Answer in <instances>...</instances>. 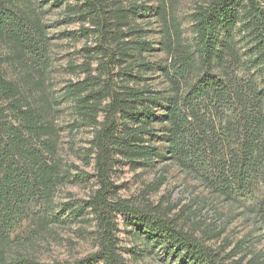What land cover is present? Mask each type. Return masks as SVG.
I'll return each mask as SVG.
<instances>
[{
    "label": "trees",
    "instance_id": "trees-1",
    "mask_svg": "<svg viewBox=\"0 0 264 264\" xmlns=\"http://www.w3.org/2000/svg\"><path fill=\"white\" fill-rule=\"evenodd\" d=\"M46 1L63 8L65 22H87L91 28L81 30L96 45L87 51L85 78L56 93L43 16L30 0H0V38L10 46L0 59V264H33L16 249L20 223L42 232L81 220L86 208L96 220L98 245L73 264H125L114 233L118 212L136 218L133 255L143 251L170 264H264L262 253L233 261L156 206L117 198L110 179L116 156L137 165L166 159L207 194L264 220V199L258 202L264 189V0H205L191 15V36L183 34L176 0H160L154 8L134 0ZM150 18L160 25L165 62L144 55L153 47L138 22ZM4 61L14 76L8 77ZM155 72L162 88L148 83ZM64 103L73 120L59 127ZM80 121L96 127L97 188L76 206L56 198L86 179L72 174L59 152L60 132L73 134ZM158 136L163 150L155 145Z\"/></svg>",
    "mask_w": 264,
    "mask_h": 264
},
{
    "label": "rangeland",
    "instance_id": "rangeland-1",
    "mask_svg": "<svg viewBox=\"0 0 264 264\" xmlns=\"http://www.w3.org/2000/svg\"><path fill=\"white\" fill-rule=\"evenodd\" d=\"M30 0V6L35 7L37 13L43 16L50 37V54L53 60L51 79L56 93H61L70 80L76 81L85 78L83 72L86 54L89 47L96 45L95 37L83 35L82 28L91 26L73 18L65 22L63 8L53 7L50 1ZM133 1V0H131ZM141 7L157 6L160 0H134ZM75 3L76 0H70ZM28 2L21 3L27 4ZM207 3L205 0H176L175 6L178 17H182L181 25L185 36H191V15L199 4ZM127 4V2H126ZM42 7V8H41ZM147 33L146 40L153 47L151 51L144 52L152 62H165L166 52L161 47L160 25L156 18L138 22ZM70 33L65 35V33ZM90 34V33H89ZM131 37V36H130ZM10 46L7 41L0 38V59L9 56ZM71 62V69L67 66ZM8 77L15 75L12 67L4 61ZM9 67V68H8ZM96 60L90 62V69L95 72ZM148 83L155 88H162L161 77L157 72L149 74ZM64 106L61 118H56L57 124L72 122L67 104ZM74 116V115H73ZM103 120V114L98 117ZM81 122V121H80ZM158 135H162L161 125L155 123ZM96 127L81 122L68 133V128L60 132V155L71 165V173L84 176L86 179L68 184L56 201L77 202L82 205L97 188L94 174V154L91 152L92 139ZM145 137H148L147 135ZM154 138L155 145L163 150V139ZM116 162L111 171L110 179L115 186L117 198L136 206L154 205L165 212L167 217L173 218L179 226L193 230L197 237L204 240L207 245L218 250L221 255L231 254L233 261L242 260L244 263L254 253L264 254V220L254 221L246 209L241 207L230 208L225 202L207 194L198 183L186 176L174 164L166 159H156L147 165H137L127 162L116 156ZM264 188V186H263ZM264 189L258 194V202L264 199ZM69 195V196H68ZM136 218L129 214L116 213L115 222L118 253L121 254L125 264H170L157 259L152 254L140 252L133 255L130 251L138 244L133 241L130 231L137 227ZM29 222H22L14 232L18 239L16 249L25 256H30L33 264H73L95 252L98 245L97 225L95 217L89 208H86L81 220L68 224L51 225L45 231L34 228ZM36 227V226H35ZM137 251V250H136ZM89 264H102L92 261Z\"/></svg>",
    "mask_w": 264,
    "mask_h": 264
}]
</instances>
